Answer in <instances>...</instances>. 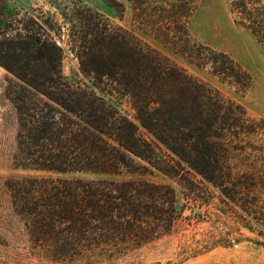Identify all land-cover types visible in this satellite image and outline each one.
I'll return each mask as SVG.
<instances>
[{
  "label": "trees",
  "instance_id": "trees-1",
  "mask_svg": "<svg viewBox=\"0 0 264 264\" xmlns=\"http://www.w3.org/2000/svg\"><path fill=\"white\" fill-rule=\"evenodd\" d=\"M104 1L122 16L123 1ZM125 1L144 34L240 94L249 90L245 67L191 37L198 0ZM73 4L63 17L88 85L63 77L52 25L0 0V66L17 79L7 90L17 110L13 167L25 172L5 185L31 251L63 261L120 255L169 233L180 214L172 186L112 177L154 170L180 186L185 217L209 226L185 254L243 241L264 248V119L122 25ZM230 12L264 55L261 0H232Z\"/></svg>",
  "mask_w": 264,
  "mask_h": 264
},
{
  "label": "rangeland",
  "instance_id": "rangeland-1",
  "mask_svg": "<svg viewBox=\"0 0 264 264\" xmlns=\"http://www.w3.org/2000/svg\"><path fill=\"white\" fill-rule=\"evenodd\" d=\"M19 15L31 13L45 28L52 25L50 34L63 48L61 73L71 84H89L79 66L69 35L70 24L63 16H70L73 3L81 4L97 11L110 23L120 24L139 36L150 47L173 60L187 72L207 82L212 88L238 102L254 118L264 119V56L259 44L250 31L234 21L230 12L232 0H198L188 29L197 42L224 51L235 58L252 76L249 90L240 94L235 88L211 74L208 68H200L190 63L155 38L146 35L131 21V8L124 2L122 14L104 0H5ZM264 4V0H261ZM17 79L0 66V264H264V248L243 241L229 247L217 246L207 252L188 256L184 247L195 245L209 229L207 223H195L185 216L189 210L184 207L181 188L171 177L154 170L151 173L123 172L112 176L114 179L147 180L172 186L176 194L179 216L171 231L126 254H99L84 256L72 261L52 260L45 254L32 252L23 222L12 208L7 179L19 178L25 172L13 167L16 149L17 110L8 97V86ZM122 108L131 112L128 104Z\"/></svg>",
  "mask_w": 264,
  "mask_h": 264
},
{
  "label": "crops",
  "instance_id": "crops-1",
  "mask_svg": "<svg viewBox=\"0 0 264 264\" xmlns=\"http://www.w3.org/2000/svg\"><path fill=\"white\" fill-rule=\"evenodd\" d=\"M264 56V55H263Z\"/></svg>",
  "mask_w": 264,
  "mask_h": 264
}]
</instances>
